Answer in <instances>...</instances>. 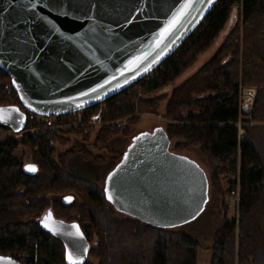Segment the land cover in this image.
<instances>
[{
	"label": "trees",
	"instance_id": "obj_1",
	"mask_svg": "<svg viewBox=\"0 0 264 264\" xmlns=\"http://www.w3.org/2000/svg\"><path fill=\"white\" fill-rule=\"evenodd\" d=\"M238 6L244 31L240 33L237 23L216 52L172 89L167 103L171 120L165 130L170 140L183 137L185 143L200 145L213 168L212 187L214 175L223 173L235 176L225 195L239 187L237 215L229 217V204L223 202L224 218L214 235L211 264H264V0H217L194 32L158 67L155 78L146 83L139 80L70 116L80 117L83 123H106L148 112L143 95L170 84L194 65L219 38L233 11L240 10ZM240 82L257 88L249 115L239 110ZM7 84L12 85L11 78L0 69V106H17L26 114L25 128L38 129L21 138L16 132L0 140V255H11L23 264H68L62 238L39 222L51 210L56 218L76 223L88 239L90 249L81 264H198L195 236L125 214L119 217L104 187L70 170L71 151L55 158L54 142L65 141L63 135L69 130L42 128L38 115L27 110L13 86L7 93ZM0 129L14 132L2 123ZM123 129L102 126L96 144L109 146L112 134ZM72 133L78 134L79 129L68 134ZM21 143L37 147L36 174L26 173L23 162L14 156ZM182 146L180 142L175 147ZM57 194L61 200L52 201L50 196ZM68 195L73 200L64 203L62 198Z\"/></svg>",
	"mask_w": 264,
	"mask_h": 264
},
{
	"label": "water",
	"instance_id": "obj_2",
	"mask_svg": "<svg viewBox=\"0 0 264 264\" xmlns=\"http://www.w3.org/2000/svg\"><path fill=\"white\" fill-rule=\"evenodd\" d=\"M216 2L0 0V69L29 112L74 113L124 91L159 67ZM0 109L5 110L0 123L14 132L25 128L27 117L20 108ZM170 145L163 126L133 136L105 178V196L117 211L162 228L182 226L204 212L210 189L205 169ZM24 171L36 174L38 167L27 163ZM62 200L70 203L73 196ZM39 222L62 238L68 264L69 253L81 263L86 259L90 243L76 223L56 218L51 210ZM0 258V264H23L9 255Z\"/></svg>",
	"mask_w": 264,
	"mask_h": 264
},
{
	"label": "rangeland",
	"instance_id": "obj_3",
	"mask_svg": "<svg viewBox=\"0 0 264 264\" xmlns=\"http://www.w3.org/2000/svg\"><path fill=\"white\" fill-rule=\"evenodd\" d=\"M235 7H237V5ZM238 7V10H240L237 11V9H235L233 11L231 19L229 20L224 31L220 34L219 38L215 41L213 46L205 53H202L199 56L198 60H196L194 65H192L178 79L174 80L170 84L164 85L163 87L152 93L143 95V97L145 96L144 99L147 98L145 100L146 104L143 106L148 108V112L137 113L135 115L136 117L132 120H130V117H127L118 119L115 122L106 123H101L98 121H87L86 123H83L79 120L80 117L64 118L65 124L63 129L52 130L71 131V129H79V133L68 134V131L66 135H63V138L66 139L65 141L60 140L54 142L55 158L59 159L60 155L71 151L72 154L68 158V162L70 163V170L74 174L94 180L97 182L98 186L104 187L107 174L119 162L123 155V152L126 150L134 135L142 131H152L157 126H163L165 128L170 122L171 119L167 116V103L170 98L172 89L182 83L185 79L193 75L200 68V66L216 52L217 48L223 42L224 37L233 29V27H235L237 23L240 33L244 31L242 9L241 6ZM250 88L255 92V105L257 96L256 86L246 85L240 82L239 91H243L245 89L246 91H248L247 89ZM6 90L7 93L11 94L12 85L7 84ZM12 97L9 100L11 102L13 101ZM155 97H158V99L151 101ZM250 113H248V115ZM106 125H115L119 129H124L118 130V132L112 134V137L108 141V143L110 144L109 146H103L102 144L98 145L96 144V132L99 128ZM92 128H94L95 130H90ZM35 129L37 130L38 128L35 127ZM241 131L242 133H244V129H241ZM13 135L15 134L12 131L0 129V140L12 137ZM21 136L19 137L21 138ZM180 142H182L184 146H182L181 148H176V144ZM170 149L174 152L184 154L195 160L201 167L205 169L208 175L210 183L209 199L203 214L191 222L176 227V230L191 234L195 236L199 241L198 264H211L214 235L216 234L218 228L221 226L224 218L223 202L226 200V202H228L229 204V217L238 214V209L236 208L232 195V190L229 195H225V191L228 190L230 182L234 179L235 176L231 173H223L218 175L213 174L215 179L212 180L215 182L212 187L211 178L213 168L207 155L203 153L200 145L185 143V139L183 137H174L173 139H171ZM36 150V146H31L27 143H21L15 149L14 156L19 158L23 162V169L25 164L34 163ZM97 155H100V158L97 157ZM84 157H87V159L85 160ZM50 197L52 201H57L61 200L62 195L57 194L51 195ZM117 212L119 217H123L126 215L119 211ZM92 242L95 244V237L93 238ZM20 255L24 256L25 254Z\"/></svg>",
	"mask_w": 264,
	"mask_h": 264
},
{
	"label": "built area",
	"instance_id": "obj_4",
	"mask_svg": "<svg viewBox=\"0 0 264 264\" xmlns=\"http://www.w3.org/2000/svg\"><path fill=\"white\" fill-rule=\"evenodd\" d=\"M158 67L149 72L146 76H144L140 81L143 83H146L147 81L155 78L159 74L157 71ZM248 91L243 90L239 91V107L240 112L243 113H250V111L253 109L254 101H255V92L253 89H247ZM81 111V110H80ZM75 113V112H74ZM72 113L68 114H57V115H38L37 121L38 124L45 129H63L64 127V118H69ZM240 126V123H239ZM32 129V130H31ZM37 130L32 125H29L28 128H24L20 132H13L16 134L25 135L27 133H35ZM242 133V131H241ZM232 195L234 198V203L236 205V208L238 209L239 206V187L232 191ZM18 256H21L20 254Z\"/></svg>",
	"mask_w": 264,
	"mask_h": 264
},
{
	"label": "snow or ice",
	"instance_id": "obj_5",
	"mask_svg": "<svg viewBox=\"0 0 264 264\" xmlns=\"http://www.w3.org/2000/svg\"><path fill=\"white\" fill-rule=\"evenodd\" d=\"M186 6H187V5H186ZM93 91H95V90H93ZM4 111H5V110L0 109V113H3ZM9 111H10V112H11V111L18 112V109H10ZM29 167H31V166H29ZM33 170H34V169H33ZM111 179H112V177L110 176V177H109V180H111ZM68 199H70V198H68ZM108 199H109V200H112L113 197H112V196H109ZM72 227H73V228H77V231H78V226L73 225ZM85 251H87V249H85ZM0 260H4V258H0ZM68 260H69V264H81V261H80L78 258H74L73 255H72V253H69V255H68ZM8 264H11V261H10V260L8 261Z\"/></svg>",
	"mask_w": 264,
	"mask_h": 264
},
{
	"label": "crops",
	"instance_id": "obj_6",
	"mask_svg": "<svg viewBox=\"0 0 264 264\" xmlns=\"http://www.w3.org/2000/svg\"><path fill=\"white\" fill-rule=\"evenodd\" d=\"M226 37V36H225ZM225 37H224V39H225ZM224 41V40H223Z\"/></svg>",
	"mask_w": 264,
	"mask_h": 264
},
{
	"label": "bare ground",
	"instance_id": "obj_7",
	"mask_svg": "<svg viewBox=\"0 0 264 264\" xmlns=\"http://www.w3.org/2000/svg\"><path fill=\"white\" fill-rule=\"evenodd\" d=\"M240 108V107H239ZM240 110V109H239Z\"/></svg>",
	"mask_w": 264,
	"mask_h": 264
}]
</instances>
